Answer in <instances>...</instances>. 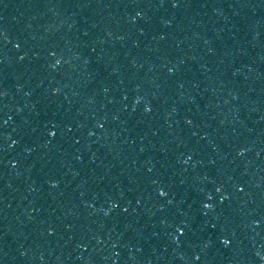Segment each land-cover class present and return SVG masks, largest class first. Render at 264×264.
Here are the masks:
<instances>
[{
    "label": "water",
    "instance_id": "water-1",
    "mask_svg": "<svg viewBox=\"0 0 264 264\" xmlns=\"http://www.w3.org/2000/svg\"><path fill=\"white\" fill-rule=\"evenodd\" d=\"M263 105L264 0H0V264H93Z\"/></svg>",
    "mask_w": 264,
    "mask_h": 264
},
{
    "label": "snow or ice",
    "instance_id": "snow-or-ice-1",
    "mask_svg": "<svg viewBox=\"0 0 264 264\" xmlns=\"http://www.w3.org/2000/svg\"><path fill=\"white\" fill-rule=\"evenodd\" d=\"M178 2H179V0H173V7H176L177 4H178ZM139 15H140V13H137V16H139ZM16 47L19 48L20 45H19V44H16ZM21 59H23V57H21ZM56 63L59 64L60 61L57 60ZM169 71H171V69H169ZM146 111H151V108L146 107ZM6 122H7V121H5V123H6ZM189 122H190V121H189ZM100 126L103 127V125H100ZM50 135L54 137V136L56 135V133H55L54 131H52V132H50ZM13 143H15V141H13ZM28 150L31 151V149H28ZM188 159H191V157L189 156ZM219 190H220V189H217V191H219ZM243 190H244L243 188L240 189V191H243ZM160 195H161V196H165L166 193L163 192V191H161V192H160ZM221 199H223V197H221ZM204 206L207 208V207H209L210 205H209V204H205ZM125 211H127V209H125ZM178 231H183V230H182V229H178ZM226 243H228V241H226ZM197 259H199V257H197Z\"/></svg>",
    "mask_w": 264,
    "mask_h": 264
}]
</instances>
